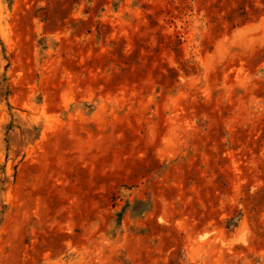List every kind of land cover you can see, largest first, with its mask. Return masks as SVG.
<instances>
[{"label": "rangeland", "instance_id": "obj_1", "mask_svg": "<svg viewBox=\"0 0 264 264\" xmlns=\"http://www.w3.org/2000/svg\"><path fill=\"white\" fill-rule=\"evenodd\" d=\"M0 264H264V0H0Z\"/></svg>", "mask_w": 264, "mask_h": 264}]
</instances>
